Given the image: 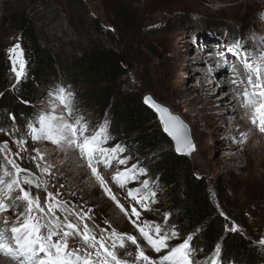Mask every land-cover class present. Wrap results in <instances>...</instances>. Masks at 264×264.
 Instances as JSON below:
<instances>
[{
    "label": "rangeland",
    "instance_id": "374dc122",
    "mask_svg": "<svg viewBox=\"0 0 264 264\" xmlns=\"http://www.w3.org/2000/svg\"><path fill=\"white\" fill-rule=\"evenodd\" d=\"M16 1L17 5L28 4V8L34 10L43 40L62 62L68 61L73 53L89 48L94 38L93 22L95 21L100 24L104 32H111L115 34L116 38H122L125 32L132 45L135 46V54L138 55L139 60L124 79V86L136 89L144 96H152L153 99L167 106L171 113H175L183 119L190 129L195 143L196 156L192 158L195 174L199 177H205L209 181L212 199L223 216L227 217L228 229L235 226L239 229L237 232L264 246L261 243L264 241V173L261 172L260 174L263 176L257 177L256 171L253 172L257 160L264 157V151H261L260 155L257 154L254 159L250 157V149L240 150L239 144L244 146L247 144V134L240 136L238 132H235L236 136H234L233 141L227 140L224 142V148L220 149L223 132L218 133L217 137L212 136L205 120H201L196 128L192 127L190 122L171 106V103L181 100L179 92L187 86V83L190 86L195 85V83L189 82V71L181 67L179 54L196 56L199 46L204 44L208 48L204 53L211 49L214 50L213 48L216 47L220 50L221 56H226V59H230L233 64L241 67L242 63H238L240 59L237 60L231 54L227 55V49H231L236 42H243L242 52L254 53L255 50L259 52L260 47L257 42L264 41V17L260 24L251 25L245 21L233 19L230 12L224 11L223 3L213 0H201L200 2L198 0H118L121 5L131 4L133 13L130 17L134 20L136 27L134 29L128 22L121 20L117 15L118 13L110 10L108 0H83L85 8L72 6L70 0H47V3L39 8L37 5L29 3L28 0ZM9 2L10 0H0V18L6 9L12 7ZM54 9L59 12L58 15L52 17ZM86 11L87 15H85ZM0 37L8 57V51L16 44L20 45L19 38L16 32L10 29L0 31ZM101 38L106 41L110 40L106 37ZM187 47H190L189 51H187ZM228 82L230 83L229 80ZM57 94L50 92V90L40 93L38 101L35 102L38 108L36 120L43 114H52V108H56L57 114H62L65 111L54 99ZM215 94L214 97H217L222 95L223 91H217ZM197 95V92L193 91L191 97L194 99ZM220 107L230 114L234 106L221 104ZM199 108L200 106L196 105L192 115H195L194 113ZM74 111L77 115H82L88 123L90 131H94L89 114L79 106ZM234 121V119H229V124L233 126ZM246 129L258 132V129L253 127L251 123H245V128L242 130ZM4 133V131H0V143L7 142L13 153L18 151L13 141H28L25 145L28 151L21 153L22 158L17 163L45 181L48 192L53 195L59 192L58 198L71 206H75L78 211L87 213L91 210L90 214L93 219L87 223L89 227L97 231V235H99L98 229L104 228L108 232L115 229L122 235L137 237L138 243L153 260H158L160 256L167 254L163 252L158 255L148 248L139 237L129 218L125 217L116 204L108 199L101 187L92 178L89 169L82 166L83 161L78 158V153L57 149L48 142L33 143L27 133V128L24 126L16 132L19 139L16 136L4 135ZM119 144L118 140L112 139L109 140L106 147L111 148ZM257 144L258 141L251 142L252 147ZM207 147L210 149L209 151ZM211 147L215 149L216 155ZM36 149H39L45 156L50 154V161L46 159L44 161L45 165L50 166L52 173L50 176H41L35 164L32 163L31 157L35 155ZM130 153V149H124L123 155L120 157L121 159L128 158L126 167L116 164L111 169L100 167L101 174L107 181L113 195L117 197L119 203L129 214H131V207H135L141 213V223L147 221L163 225L165 216H168L164 209L165 197L163 194L165 188H159L152 181L149 173L146 172V176H139L135 183H130L123 189L111 181V177L116 175L118 171H125L126 168H131L133 165H138L139 168L146 171L143 167V161H139L134 156L131 157ZM234 155H238L239 158H234L229 165H226L227 167L222 164L210 166L205 162L206 159L211 160L213 156L226 158ZM246 158H249V168L246 166ZM145 180L149 181L150 189L156 193L155 200L157 203L152 204L149 200L147 205L150 208L149 211H143L127 196L128 190L141 188ZM220 180L227 181L228 187L225 190L219 186ZM31 191L34 196L40 198L43 205L46 199L45 191L37 189ZM147 191L144 190V194ZM5 215L9 221L16 219L12 212L5 213ZM2 219L3 217H0V220ZM132 220H135V217H132ZM170 221L171 218L168 219L166 228H170ZM109 224L112 226L111 228L107 227ZM175 242L179 243L180 239ZM68 243L71 249L81 247L78 238L70 239ZM174 243L172 244L174 245ZM136 251V247L127 242L125 248L116 249L118 257L128 261V264H132ZM129 253L132 255L129 256ZM1 258L6 263L9 262L2 256ZM200 259V256L195 255V261Z\"/></svg>",
    "mask_w": 264,
    "mask_h": 264
},
{
    "label": "snow or ice",
    "instance_id": "6c2138e0",
    "mask_svg": "<svg viewBox=\"0 0 264 264\" xmlns=\"http://www.w3.org/2000/svg\"><path fill=\"white\" fill-rule=\"evenodd\" d=\"M257 44L260 51L256 54L242 52L243 42H236L231 49H227V52L237 60L243 57L242 67L246 80L236 72L235 65L225 66L233 71V84L236 87L247 85L236 99L242 101V108L252 110L250 123L264 134V41ZM7 55L12 64L16 83L19 84L26 75L27 61L24 59V50L16 44ZM221 59L224 57L221 56ZM54 99L65 111L57 114L56 108H52V114H43L34 123H30L27 126V133L32 142H48L57 149L78 153V158L83 161L82 166L89 169L92 178L108 199L129 218L148 248L158 255L163 252L167 254L153 260L138 243L137 237L122 235L115 229L108 232L107 229L101 228L98 229L97 235V231L87 223L93 219L91 210L87 213L78 211L75 206L61 201L58 198L59 192L55 195L48 192L45 181L17 163L22 158L21 153L28 151L25 147L28 141L16 140L13 141L18 149L15 153L7 142L0 143V217H3L0 220V256L10 260L12 264H128V261L120 259L116 252L117 248H125L127 242L137 249L132 264H220L219 246L206 260L195 261L196 252L191 244L192 236H188L182 244L169 249L171 241L180 239L174 228H166L170 217L165 216L163 225L147 221L141 223V213L131 205L129 214L113 195L100 171V167L111 169L114 164L126 167L128 158H120L124 148L120 145L106 147L110 139L106 123L98 130L90 131L85 118L75 113L70 93L65 94L64 89H59ZM145 103L159 114L165 132L176 143L177 152L181 155H191L196 149L187 127L167 109L156 105L151 98H146ZM11 119L15 122V117ZM4 135L11 136L13 133L5 132ZM31 160L41 176L52 174L50 166L44 164L45 155L39 149L35 150ZM146 175L144 169L133 165L125 171H118L111 177V181L123 189L128 184L135 183L139 176ZM32 189L45 191L46 199L43 205L40 198L33 195ZM144 190H148L146 194ZM155 195L147 180L143 181L141 188L130 189L127 192L128 198L143 211L150 210L147 206L149 200L152 204L157 203ZM8 212H12L16 219L9 221L5 215ZM132 217H135V220H132ZM107 227L112 226L109 224ZM229 231L235 232L239 229L233 226ZM76 238L80 240L81 247L71 249L68 241ZM261 243L264 244V241ZM131 255L129 253V256Z\"/></svg>",
    "mask_w": 264,
    "mask_h": 264
},
{
    "label": "trees",
    "instance_id": "16d2710c",
    "mask_svg": "<svg viewBox=\"0 0 264 264\" xmlns=\"http://www.w3.org/2000/svg\"><path fill=\"white\" fill-rule=\"evenodd\" d=\"M28 1L37 8L47 3V0ZM16 2L10 0L12 7L2 13L0 31L16 32L27 68L25 77L17 84L0 37V129L16 136L20 127L27 128L38 117L35 102L40 93L64 89L65 94L73 97L74 110L79 106L89 114L94 131L106 123L109 140H118L121 147L130 149L131 157L143 161L152 181L165 188V213L171 218L170 228L180 236L179 243L176 240L169 243L170 248L192 236L191 244L201 258L199 262L213 255L219 246L220 264H264V246L240 232L229 231L227 219L212 199L209 181L195 174L189 157L176 152L157 114L145 103L144 94L124 86V79L139 60L127 34L116 38L95 21L89 48L62 62L43 40L34 10L28 4ZM70 2L72 6L85 8L83 0ZM130 5L108 0L110 10L135 29ZM58 12L54 9L52 17ZM11 117H15V122ZM219 186L225 190L227 181L220 180Z\"/></svg>",
    "mask_w": 264,
    "mask_h": 264
},
{
    "label": "bare ground",
    "instance_id": "6f19581e",
    "mask_svg": "<svg viewBox=\"0 0 264 264\" xmlns=\"http://www.w3.org/2000/svg\"><path fill=\"white\" fill-rule=\"evenodd\" d=\"M198 1L200 2L201 0ZM213 1L223 3L224 11L227 13L230 12L233 15V19L236 18L251 25L260 24L261 21L263 22L264 0ZM206 49L208 50L206 45L202 44L199 46L196 56H184L179 54V57H181V67L189 71V82H193L195 85L190 86L187 83V86L179 92L181 100L179 102L176 101L171 103V106L176 112L181 113V115L190 122L192 127L196 128L201 120H205V124L210 128L212 136L217 137L218 133L223 132L220 149L224 148V142L227 140L233 141L235 139V132H238L240 136H243L246 133L247 144L245 146L239 144L238 148L240 150L250 149V157L255 159L257 154L260 155L261 151H264V134L249 129L242 130V128H245V123H250L252 110L242 108V101L236 99V97L245 87H247V85L245 84L242 87H236L233 84L234 73L231 68L226 67L225 65H235L236 72L239 73L244 80L247 79L244 74L245 70L242 66L240 67V65L233 64L230 59H226V56L224 59H221V53H219L220 50L218 48L214 47V50L210 48L211 50L204 53ZM189 50L190 47H187V51ZM228 54L229 53L227 52V55ZM238 63H243V57H241ZM193 91H196L198 94L194 99L191 97ZM217 91H223V94L214 97ZM219 104H230L234 106L233 109H231L233 111L230 114L226 113L224 108L220 107ZM196 105H199L200 108L194 113L195 115H192ZM229 119L235 120L233 126L229 124ZM254 140L258 141V144L252 147L251 142ZM211 149L214 153L215 149L213 147H211ZM207 150L209 151L210 149L207 147ZM214 154L216 155V153ZM49 156L50 154L45 156L47 161H50ZM234 158L238 159L239 156H227L226 158L213 156L211 160L206 159L205 162L210 166H219L220 164L226 166L227 164L229 165ZM246 161V166L249 168V158H246ZM255 171L257 177L263 176L260 173H264V157H260V159L257 160L256 168L253 172ZM0 264H12V262L9 260V262L6 263V261L0 256Z\"/></svg>",
    "mask_w": 264,
    "mask_h": 264
},
{
    "label": "water",
    "instance_id": "95a60500",
    "mask_svg": "<svg viewBox=\"0 0 264 264\" xmlns=\"http://www.w3.org/2000/svg\"><path fill=\"white\" fill-rule=\"evenodd\" d=\"M146 98H151L152 99V101L156 104V105H159V106H161V107H163V108H165V109H167L168 110V112L172 115V116H174V117H177V118H179V120L187 127V129L189 130V133H190V138H191V142H192V144L194 145V139H193V137H192V135H191V131H190V129H189V127H188V125L183 121V119L181 118V117H179L177 114H173V113H171V111H170V109L167 107V106H165V105H163L162 103H159L158 101H156L155 99H153L152 98V96H150V95H147V96H144V101L146 100ZM148 105V104H147ZM149 106V105H148ZM151 108V107H150ZM153 109V108H152ZM153 111L157 114V116H158V118H159V114L153 109ZM159 120H160V118H159ZM161 121V120H160ZM162 123V122H161ZM162 126H163V124H162ZM163 130H164V126H163ZM165 131V130H164ZM166 134H167V132H166ZM168 135V134H167ZM169 136V135H168ZM171 139H172V137L171 136H169ZM172 141H173V146H174V149L176 150V152H177V149H176V143H175V141L172 139ZM196 149V148H195ZM178 153V152H177ZM179 154V153H178ZM179 155H181V154H179ZM183 156H187V157H189L191 160H192V157H194V156H196V150L191 154V155H183Z\"/></svg>",
    "mask_w": 264,
    "mask_h": 264
}]
</instances>
